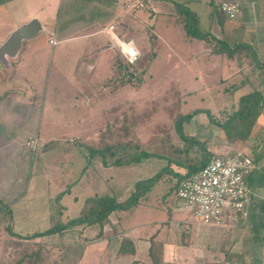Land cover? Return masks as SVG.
<instances>
[{
	"label": "crops",
	"instance_id": "crops-1",
	"mask_svg": "<svg viewBox=\"0 0 264 264\" xmlns=\"http://www.w3.org/2000/svg\"><path fill=\"white\" fill-rule=\"evenodd\" d=\"M91 2L92 6L88 11L82 9L85 8L82 7V2L77 5V9L82 10L79 14L81 18H83V12L94 18L86 24L76 21L73 27L74 35L67 30L69 24L64 28H51L47 34H41L45 24L40 21L41 32L32 38L23 40L14 56L0 54V249L1 240L24 236L23 233L27 231L34 234L44 233V231L60 226L59 223L67 224L73 219L79 218L82 215L83 206L89 198L95 196L114 197L106 189L100 193L95 188H90L89 191L93 193L83 197H73L71 192L77 186L82 185L85 179L91 181L94 178L102 182L100 185L108 184L112 180L110 173L114 169V165H107L104 161L97 162L94 158L97 153L92 155V152L99 148L104 147L107 151L108 148L114 146L111 141L112 135H105V139L98 138L103 134L101 128L106 127V132L109 130L113 133L133 114L136 119H141L145 111L148 110L145 105L151 104L147 102L146 98L140 97L139 93L134 94L135 98H131L130 92L126 90L129 89L127 88L130 87L129 85L113 84L117 69L116 60L110 59L112 47L104 45L102 41V39H107L108 43L111 42L110 37L104 31L105 28L113 23L116 25L115 15L119 8L124 9H122L124 17L128 16L132 11L130 5L133 0H91ZM222 2L239 3L242 10L241 15L235 20L228 19L218 7ZM176 4L183 5L195 13L199 22L203 16L210 21V30L205 33L207 36L224 41L231 47L244 43L253 49L251 58H247L245 54L233 58L219 55L212 52L213 40L188 37L181 29L184 32L185 40L191 45L195 40L202 42L199 57L196 58L199 65L204 64L203 68H214V66L221 65L224 68L221 75L218 74L219 82L216 86L218 95H220L218 102L223 108L222 112L217 113L219 119L223 117L224 112L230 110L228 107L233 104L237 105L240 97L253 90L264 91V0H150L146 3L145 8L150 9L156 15L162 9L167 8L168 14L173 17V21H176L174 17L175 12L177 13ZM56 13L57 11H54V14ZM39 14L41 12L32 10L27 16L19 19L16 24L21 27L32 19L38 18ZM105 21L107 23H103ZM173 23L177 26L176 22ZM128 26L122 27L132 35ZM211 28H214L213 31ZM11 34L0 45V49ZM52 36H55L57 40L55 46L49 43ZM154 36L156 37V34ZM87 42L90 43L84 46L83 43ZM71 43H80L81 50L72 53L73 51L67 47ZM48 49H52L53 60L60 62L56 74L61 76L65 84H31L24 76L25 68L31 67L32 62L33 66L37 67L36 72H39L36 60L43 57ZM191 51L188 49L185 55ZM191 56L188 57L190 63L193 61L190 60ZM253 56L256 59L252 60ZM257 65L262 68L256 69ZM4 68L9 69L12 73L17 70V84H10L3 77ZM251 70L253 72H249ZM42 72L45 73L44 69ZM117 72L119 73V71ZM41 75L38 76L39 82L44 79ZM143 86L144 84L134 89L140 90ZM208 88L211 91V87ZM193 93L194 91L185 92L180 94L178 99L182 100L183 97H189ZM228 100H231L230 106L227 103ZM198 110H201L200 113L188 122L183 131L186 135L196 137L205 144L204 148L208 153L207 156L205 155L206 157L204 156L205 160L210 156L238 152L251 155L254 158V171L247 177V184L252 195L248 217L245 220H239L238 223L234 222V224L230 220H226L222 226L213 227L224 229V232L228 233L236 231V229L240 230L239 223L241 226H248L249 242H251V248L254 249L252 254L256 256L255 263L258 264L259 260L264 259V115L259 116L248 140L229 143L222 131L217 129L215 132L207 128L208 125L205 126L203 119L206 115L205 112L209 109L200 108ZM200 115L203 117L198 118ZM194 121L201 124L200 131L196 129V125H193ZM33 138L40 141L38 151H33L26 146L27 142ZM195 148L188 152L189 156L186 155L188 161L172 158L168 160L169 169H166V166L162 171L136 181L138 183L160 174L158 181L144 197L139 199L137 205L123 210L128 213L123 216L124 219H130L131 215L137 212L142 203L149 200L153 193L161 195L166 189L165 195L167 193L175 195V191L172 192L178 177L175 173L184 176L188 171L189 164L200 161V158L197 157L190 158L191 154L199 155V151H196L197 148ZM171 149L175 151L174 153H181L185 150L181 145ZM76 174L77 179H72ZM159 184H162V187L154 191V188ZM133 190L134 187L128 197L131 196ZM115 199L118 202L127 200V198ZM175 201L177 200L175 199ZM175 206L173 212L178 214L181 209H177ZM56 210L57 213H54ZM121 212H113L103 225L74 226L63 231L62 234L47 237H61L66 232H77L80 243L83 241L80 236L90 239V242L82 247L87 249L85 259L90 264L96 262L97 258L98 264L102 261H110L111 249L117 245L116 248L119 252L120 243L124 239H129L133 243L135 254H118L131 258L132 261H137L139 264L147 263L143 257L139 258L141 251L144 253L145 249L149 254L145 253L153 255V249L156 248H164L162 253L164 256L166 250H168L167 254L172 253L170 260H162L164 263H176L178 262L176 259L179 257L192 264L198 263L200 260L195 258L193 244L181 246L165 242L163 247L157 244L166 238L167 229L170 227L168 223L171 221L160 225V227L153 223L125 225V223H121ZM56 216H58V220H56ZM200 226L202 225L197 223L191 224L190 236ZM45 237L37 239L44 240ZM236 240L235 237L231 244H234ZM238 240L242 245H246L239 237ZM156 241L158 242L154 243ZM179 253L185 254L187 259L185 256L181 257ZM1 254L0 252V261ZM150 258L153 262L154 256H150Z\"/></svg>",
	"mask_w": 264,
	"mask_h": 264
},
{
	"label": "rangeland",
	"instance_id": "rangeland-1",
	"mask_svg": "<svg viewBox=\"0 0 264 264\" xmlns=\"http://www.w3.org/2000/svg\"><path fill=\"white\" fill-rule=\"evenodd\" d=\"M77 1L79 2H73L72 0H0V45L19 27L16 24L17 21L27 16L32 10L41 12L36 18L39 22L42 21L45 24L41 34H47L51 28H64L69 24L67 30L74 35L73 27L76 21L86 24L94 18L86 12H83V18H81L79 14L82 10L77 9V5L82 2V7H85L82 9L90 10L89 7L92 6L91 0ZM122 9L119 8L115 15L117 34L121 36L122 29L125 30L122 26L129 25V30L132 32L131 38L134 39L140 50L141 59L137 64L129 66L128 72L132 73L130 82L125 77L121 78V72L118 73L116 69L113 84L129 85L130 87H127L129 89L126 90L130 92L129 96L131 98H135L133 96L139 93L140 97L146 98L147 102L151 104L145 105L148 110L145 111L141 119H136L133 114L130 119L124 121V124L121 123L117 131L113 133L109 130L106 132V127L101 128L103 134L99 135L98 138L105 139V135H112L111 141H113L114 146L108 148L111 150L107 151V154L104 147L99 148L98 150L100 151L94 156L95 161H110L117 158L131 161L126 165H114V169L110 173L112 180L110 178L111 181L108 184L100 185L102 182L95 180L93 177L91 181L85 179L82 185L73 189L71 192L73 197L89 195L93 193L89 191L90 188H95L100 193L106 189L115 198L128 199L136 181L142 178L146 179L156 172L162 171L167 166L168 160L172 158L185 160L186 155L189 156V153H174L175 151L171 149L179 145L182 148H187L188 146H186L187 142L181 140L177 131V125L181 126L182 123V128H184L188 124V121L183 122L181 118L186 116L187 113H194L200 108H208L210 114L217 120L219 119L217 113L222 112L223 109L221 103L218 102L220 95H218L216 86L219 82V75L224 71V68L221 65L219 67L214 66V68H203L204 64L199 65L197 63L198 60L196 58L199 57L198 54L201 51L202 42L195 40L191 45L185 40L184 32L182 31L185 22L183 14L178 10H176L177 13L174 11L176 21H173V17L168 14L167 8L162 9L157 15L152 13L150 9L142 8L131 9L132 11L129 12V15L124 17V9ZM54 11H57L59 15L57 13L54 14ZM173 22H176L177 26ZM209 22L203 16L201 22L198 21L196 24V31L201 34L209 31ZM103 23H107V21ZM212 29L214 28H211V31H213ZM125 31L128 30L126 29ZM154 34H156V37ZM102 41L104 45L112 47L110 59L116 60L115 66H117V61L120 57L118 47L114 46L112 41L108 43L107 39H102ZM89 43L83 44L85 46ZM67 47L73 51L72 53H77L82 48L80 43H71ZM188 49L192 51L185 55ZM51 50L48 49L43 54V57L36 60L39 72H36L37 67L33 66V62L31 67L25 68L24 76L31 84H65L61 76L56 74L60 62L59 60L57 62L53 60ZM190 55H192L190 60H193L191 63L188 60ZM43 69L45 73L42 72ZM249 72H253V70ZM3 74V77L10 84H17V70L12 73L9 69L4 68ZM39 75L44 78L41 82L38 81ZM97 76H99L98 73ZM118 76L120 77L117 78ZM142 84L144 86L140 90L134 89ZM208 87H211V91H209ZM189 91H194V93L189 95V97H183L182 100L178 99L180 94ZM227 97L229 98L230 96ZM227 103L230 106L231 100H228ZM202 117L200 115L198 118ZM203 120L205 126L208 125L207 128L216 132L217 129L211 123L207 114L204 115ZM193 125H196L198 131L201 130V124H198V121H194ZM190 156H192L190 158H199V155L193 156L191 154ZM212 157L210 156V158ZM77 177L76 174L72 179L75 180ZM160 187H162V184L157 185L154 191ZM166 192L167 190L165 189L164 194L156 195V193H153V195H150V199L145 200L138 211L131 215L130 219H124L123 216L128 213L122 211L120 213V217H122L121 223H125V225H147L148 223H153V225L160 227V225L171 221L168 223L170 227L167 229L166 238L160 240V244L157 243L158 241L154 243L162 245L161 247H163L165 242L168 244L176 243L181 246L193 244L195 258L200 259L195 264H256V256L252 254L254 249L251 248V242H249L250 233L248 226H241V223H239L240 230L236 229V231L227 233L224 232V229L213 226L207 227L201 224L202 226L190 236L191 224H193L190 220L191 213L181 203L175 201L176 197L173 193L165 195ZM172 206L173 208H170ZM174 206L177 209H181V212L178 211L179 213L175 214V211L173 212ZM54 213H57V210ZM55 218L58 220V216ZM146 221L149 222L146 223ZM59 224L62 225L61 223ZM23 234L25 237L18 236L13 239L1 240L0 252L2 257L0 264H16L20 260H22L21 264H90L85 259L87 256L85 251L87 249L82 248L84 244L90 242V239L80 236L83 240L80 243L77 232H66L61 237L46 236L44 240L26 237L34 234L31 231ZM235 237L237 238L236 242L231 244ZM238 237L242 240V243H246L247 247L245 244L244 246L238 242ZM116 247L117 245L111 249V260L102 261L100 264H139L137 261H132L133 259L131 258L119 255ZM163 249H153V255H148L149 253L144 249V253L141 251L139 258L143 257V260L147 261L145 264H192L190 261L180 257L176 259L178 261L176 263H164L162 260H170L172 253L167 254L166 251L168 252V250H166L164 256L162 254L164 252ZM180 254L181 257L185 256L186 258L185 254ZM150 256H154L153 262ZM253 256L254 258H252ZM260 263L264 264V259L262 261L259 260L258 264ZM91 264H98V258L96 262Z\"/></svg>",
	"mask_w": 264,
	"mask_h": 264
},
{
	"label": "trees",
	"instance_id": "trees-1",
	"mask_svg": "<svg viewBox=\"0 0 264 264\" xmlns=\"http://www.w3.org/2000/svg\"><path fill=\"white\" fill-rule=\"evenodd\" d=\"M220 6V5H219ZM218 6V7H219ZM176 9L184 15L185 22L183 24V31L188 37L200 39V40H213L214 44L212 47V52L219 55H227L228 57L240 56L245 54L247 58H251L253 55V49L247 44H238L234 47H231L226 42L212 38V36H207V34H201L196 31V24L198 23V17L195 13L190 11L187 7L176 4ZM256 59L253 56L252 60ZM129 66H133L124 61L120 56L117 61V70L121 72V78L125 77L128 82L132 80V73L128 72ZM123 67V68H121ZM257 68H262L260 65L256 66ZM221 119H214L209 111L205 112L212 124L215 125L216 129L222 131L225 135L226 140L229 143H235L237 141H246L248 140L253 127L255 126L260 115H264V91L253 90L251 93L246 94L239 98L237 105H231ZM201 110L194 111L193 114H188L181 118L183 122L190 121L193 117L197 116ZM177 131L183 142H187V148L183 153H188L190 150L196 149L199 151L200 161L189 164L188 171L184 176H181L177 173L176 183L172 191L177 193L178 187L182 180L194 175L196 172L200 171L211 158L205 160V157L208 155L206 148H204V143L200 142L196 137H191L185 134L181 126L177 125ZM111 150V149H109ZM107 150V151H109ZM100 150L93 151L92 155L98 153ZM106 151V154H107ZM204 151V152H202ZM102 153V152H101ZM206 155V156H205ZM205 156V157H204ZM212 157V156H211ZM180 160V159H178ZM182 160V159H181ZM189 159L185 158L184 161ZM131 161V160H130ZM127 160L121 158L113 159L110 161L105 160L104 163L107 165H126L129 164ZM170 165L166 167L169 169ZM160 174L154 178L142 180L135 184L134 190L131 196L124 202H118L114 197L111 196H95L86 200L82 215L79 218L73 219L67 224H62L60 226L49 229L44 233H37L32 236H29L31 239H35L43 236H50L55 234H62L63 231L70 229L74 226H91V225H103L110 217L113 212L128 210L129 208L137 205L140 198L144 197L153 187L155 182L158 181ZM176 200L180 203V200L176 196ZM119 253L121 255H134L135 248L133 243L129 239H124L120 243ZM20 260L16 264H21Z\"/></svg>",
	"mask_w": 264,
	"mask_h": 264
},
{
	"label": "built area",
	"instance_id": "built-area-1",
	"mask_svg": "<svg viewBox=\"0 0 264 264\" xmlns=\"http://www.w3.org/2000/svg\"><path fill=\"white\" fill-rule=\"evenodd\" d=\"M150 0H133L131 9H142ZM220 11L230 20L241 15V6L236 2H222ZM117 25L110 24L105 28L114 46L118 47L120 56L128 64L135 65L141 59V53L128 31L122 29L117 34ZM57 44L55 36L49 40ZM27 147L38 151L40 141L29 140ZM254 158L244 153H233L213 156L209 162L194 175L181 181L176 196L182 206L191 213L192 223L205 226H222L226 220L231 223L245 220L251 204V191L247 177L254 171Z\"/></svg>",
	"mask_w": 264,
	"mask_h": 264
},
{
	"label": "water",
	"instance_id": "water-1",
	"mask_svg": "<svg viewBox=\"0 0 264 264\" xmlns=\"http://www.w3.org/2000/svg\"><path fill=\"white\" fill-rule=\"evenodd\" d=\"M41 30L42 26L39 20L36 18L32 19L29 23L19 27L11 34L7 42L1 47L0 54L14 56L23 40L36 36Z\"/></svg>",
	"mask_w": 264,
	"mask_h": 264
}]
</instances>
